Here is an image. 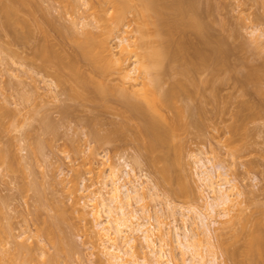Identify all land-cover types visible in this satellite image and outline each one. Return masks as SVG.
I'll return each mask as SVG.
<instances>
[{
    "label": "rangeland",
    "instance_id": "1",
    "mask_svg": "<svg viewBox=\"0 0 264 264\" xmlns=\"http://www.w3.org/2000/svg\"><path fill=\"white\" fill-rule=\"evenodd\" d=\"M89 1L35 2L42 5V9L46 8L47 18L58 26L71 27L76 22L78 33L86 29L99 33L98 17H108L113 10L108 1L101 0L108 4L103 2L102 9L97 7L102 4L99 0L97 4L91 1L95 9ZM162 1L170 4L173 0ZM182 4L186 10L193 8L194 13L189 12L185 17L196 16L199 30L180 25L184 18L178 17L173 9L165 10L162 20L153 13L156 22L152 23L153 16V20L142 16L140 2L129 0L128 10L131 11H127V18L110 38L115 53H120L119 37L122 36L126 41L128 37L125 43L131 45L133 51L140 47L144 37L145 42L141 44L147 43L151 48L145 47L147 51L155 49L152 46L157 47L159 41L168 39L173 53L177 47L184 48L183 54L164 62L165 67L160 70L163 71L162 89L180 81L185 91L193 92L192 95L179 94L174 104L171 101L172 105L161 103L154 108L151 102L148 105L138 96L142 82L147 83L149 79L138 71L139 74L132 75L134 79L139 77L138 80H131L129 86L126 83L124 88L128 90L122 91L133 95L150 119L162 126L169 127L168 123L177 122L170 132L168 146L160 150V154L143 147L146 138H142L139 131L140 139L136 136L143 123L122 105L119 91L123 85L119 74L114 72L105 78L114 91L105 102L98 100L93 90L85 92L83 99L75 100L71 95L73 83L58 85L53 78L55 70L46 69L45 72L42 61L33 57L35 44L47 42L37 29L34 36L29 29L26 31V26L17 28L22 37L16 40L0 28V149L3 148L7 155L6 162L0 161V264H109L101 252V240L96 234L99 230L89 214L90 208L86 207L90 204L85 199L89 193L86 196L82 192L84 185H92V189L102 187L103 177L99 175L107 170L106 162L122 165V170L127 162L136 168L137 176H143L145 185L157 186L159 196L154 197L155 200L148 197L146 201L152 212L156 209L164 213L160 220L166 225L162 230H171L174 225L183 228V215L194 216L188 210L197 205L203 209L207 207V193L199 179L200 161L206 162L212 172H227V177L239 187L242 195L237 202L240 206L233 208L228 219L216 220L217 216H213L218 221L214 227L219 235L215 231L212 239L218 263L234 264L227 256L231 251L239 253L238 258L243 260V248L249 235H264V0H182ZM143 19L152 22L147 25ZM7 33L11 37H7ZM53 37L54 43L74 57L79 71L85 77L91 76L87 60L74 56L77 46L71 35L64 39ZM128 48L130 51V46ZM140 48L134 53L143 54ZM129 51L122 54H130ZM139 53H136L138 59ZM125 57L130 56H122ZM137 57L128 59L126 68H132ZM64 74L69 75V70ZM252 75L255 76L251 78ZM94 80L103 79L95 77ZM90 85L92 88L93 84ZM177 109L183 116H179ZM6 111H10V116L2 115ZM121 124L127 130L123 135L118 134ZM109 132L117 133L116 141H105V144L97 140V134L105 136ZM159 155L162 159L166 156L167 162ZM157 158L163 162H158ZM164 163L172 165V178L166 179L161 172ZM169 203L171 205H167ZM172 209L174 218L170 216ZM101 216L105 219L104 214ZM51 223L54 232L48 231ZM151 223L158 227L155 221ZM196 223L194 226L198 228L190 227L200 232V224ZM44 225L50 228L46 230ZM140 235L136 233L138 251L152 262L154 256L145 248ZM173 245L176 257L168 254L165 247L168 260L183 264L180 251L175 243Z\"/></svg>",
    "mask_w": 264,
    "mask_h": 264
},
{
    "label": "bare ground",
    "instance_id": "2",
    "mask_svg": "<svg viewBox=\"0 0 264 264\" xmlns=\"http://www.w3.org/2000/svg\"><path fill=\"white\" fill-rule=\"evenodd\" d=\"M35 1L37 2V0ZM35 1L34 0H0V28L1 29L3 28L6 32L10 33V35H12L14 39L16 38V40L18 38L21 39L22 37L18 33L20 30H18L17 28L19 27L22 28V26H26L28 27L26 31H28L29 29V31L32 32L33 34L35 33V30L37 29L39 33L41 34V36H43V39L45 40L47 39V42L43 41L42 43L41 41V43L37 45L34 43L35 47L32 48L33 57H36V59L39 58L42 61L43 63L42 69L45 70V72H46V69L55 70L53 78L54 77L56 78L58 85H60V83L62 82L64 83V82H69V81L73 83L74 93H71V95L72 94L74 95L72 96L74 97L75 100L83 99L85 96L84 95L85 92L89 90H93L97 99L101 100V102H105V100H107V96L110 95L111 92L112 93L114 92L112 88L109 87L107 83L105 82V78L109 75H112L114 72L119 74L120 80L123 85L122 89L119 91L121 94L122 105H124L123 107L125 108V111H130L132 115H135L136 117H138L141 123H143L142 125H140V127L141 126L142 127L138 128L139 130H137V134H136L137 136L139 133H141L142 138H144L145 136L146 140L145 141L143 140L145 142L143 143L144 145L143 147H145L146 150L152 153L154 152L157 153V151L158 152L160 150L162 151L163 148L167 147L170 132L174 130L173 126H175L177 122L168 123L169 127H166V125L162 126L161 123L150 119L151 117H149V114L145 112L143 106H141L139 102L134 100V98L132 97L133 95L131 96V94H127V92L125 93L122 91L128 90L124 88V85L127 83V86H129L128 83L135 78V77L133 78L132 76L133 73L136 74V72L138 71L140 75H143V77H146V76L149 77V79L147 78L148 79L147 83H145L146 81L142 82V89L139 90L141 91V93L139 92L140 95L138 96L142 97L146 102H148L147 103L148 105H149V102H151L154 108L155 106H159L161 103L163 105L166 104V106H168V103H170L171 101L173 102V100L175 101V98L177 97L179 98L178 96L179 94L180 95L183 93H186L189 95L191 93L193 94V92H189L186 90L188 92L187 93L185 91L186 88L183 86L182 82L180 83V81L179 82L177 81V83L172 84L168 89H165V90L162 89L163 80L161 79L162 78L161 75L163 73L161 72L163 71H160V70L163 67H165L164 62L167 59H170V60L173 58L175 59L176 56H178L181 53L183 54L184 48L181 49V46L177 47V51L176 52L174 51L175 53H173L171 51L172 50L171 49L172 46L170 45L171 41L170 39H168V41L166 40L165 42H163L164 40H162L161 43L159 41V44L157 47L152 46L155 49L149 50L151 48L150 46L149 47L146 46L147 43L146 45H144L145 43H143L144 46L141 44L142 42H145L143 41L145 37L144 39L142 38L143 37L142 34L145 33L143 30V33L141 32L142 37H140V39L142 38V42L140 43V47L142 46L141 47L142 49L140 47H137L139 46V44L138 45L134 44L137 47V49L140 48V50L143 51V54L136 52L140 54V59H138L137 57L138 55L134 53L137 49L133 51L131 49V45H128V44H127L128 46L126 45L125 42L128 43V37H127V41H126V38H124L123 36L121 38L119 37V41L121 43L119 44L120 53H115L114 47L110 45L111 44L110 38H112L113 35H115L116 30L121 25V23L123 24L125 17L128 15V14L126 15V13L127 11H129L128 10L129 0H105L106 2L108 1V4H110V7L113 10V12L111 11L112 14L108 17H105V16L98 17V21H99L98 27L100 28L99 33L93 32L87 29L84 30L82 33H78L75 30V27L77 25L76 22L73 23L71 27L58 26L55 23V21H51V19L49 20V18H47L48 17L47 15L49 14L46 11V8L45 10L42 9L43 7L42 8L40 7L42 5L38 6L39 3L37 4ZM62 1L64 2L65 0H62ZM91 1L92 0H90L89 2L91 3ZM95 1H96V4L97 2L99 3V1L102 3L97 6L98 8L101 7L100 9H102V5H104V3L107 4L106 2L101 1V0L99 1L95 0ZM138 2H140V9H141L140 12L143 17H146V19L150 17V19L153 20V18L155 19L154 15H156L158 19L162 20L164 18L163 17L164 11L173 9L175 12H177L178 17L184 18L183 19L184 23H181L182 21L179 20L180 22H177L178 24L181 23L180 25H184V27L186 26L188 28H193V29L195 28L197 30L201 28L199 25L198 19L195 16L196 14L194 15L195 17L193 16H190L188 18L185 17L186 14H188L189 12L191 13L193 11V8H191L190 10L184 9L182 0H173L172 2L170 1L171 2L170 4L162 3L163 2L162 0H138ZM70 5L72 6L73 4L70 3ZM90 5H92L93 9L96 8V7L95 8L93 7L94 4L91 3ZM22 7H25V9L24 8L22 9ZM109 11L110 9L107 12ZM21 12L24 14L23 17L21 16L22 15ZM19 13L21 15H19ZM153 13L154 15H152ZM193 13L194 11L191 14ZM152 16L153 18H151ZM146 19H143V20H146ZM149 20H146L143 22L144 23L152 22V20L151 21ZM155 22H156V19L152 23H155ZM83 27L86 28L87 25L85 24ZM144 28H145V25H144ZM157 32L159 33V31ZM25 34H27V32ZM69 34L71 35L72 40L75 42L77 46L74 52L75 58L81 57L87 60V62L91 65L90 68L92 69L91 72L93 75L90 74L91 76L88 75L87 77H85L86 75L84 73L82 74L77 68V66L75 65L76 62L73 61L72 59L74 57L71 56V54L66 53L63 50L64 48L60 44L54 43V41H52L54 40L53 36H55V38H58V39H61V38L64 39ZM10 35L8 34L7 37H9ZM35 35L36 34H34V36ZM157 35L158 34L156 33V36ZM25 37L27 38V36ZM167 37H170V36L167 35ZM123 42H124V45H123ZM130 44H131V41H130ZM59 45L63 49L60 48ZM178 45H181V44H178ZM0 46L2 47V45ZM129 46L131 49L130 51L128 48ZM145 47L149 48L148 51ZM9 49H7V51H11ZM144 50L146 52H144ZM128 51L130 52V54L129 53L122 54ZM120 54H122V56L126 55L130 57L122 58ZM133 57L134 58L137 57L136 60L132 62L133 67L126 68L128 59L129 61H131L130 59H132ZM65 70H69L70 74L69 75L64 74ZM184 70L188 71L186 69ZM263 71H264V66H263ZM47 72L49 71L47 70ZM256 74L258 73L255 72V75ZM255 75H252L251 78H253V76ZM95 77L101 78L103 80L95 81L94 80ZM255 77L257 78V75ZM138 78L139 77H136V79L134 80H138ZM192 81L194 82V80ZM90 83L93 84L92 88H90L91 86ZM57 84H55V87ZM130 86H133V85H130ZM194 88H196V86H194ZM213 90H212V93L216 91V90L214 91ZM182 108L184 109V107ZM179 109L181 108L179 107ZM11 112L13 113V111ZM179 112L180 110H178V113ZM180 114L181 112L179 113V116ZM2 115L10 116V111H6ZM121 125L122 127L118 129L119 130L118 134L123 135V132L126 133L127 130H125L126 127L124 124H121ZM109 133L110 134L107 133V135L105 136H99V134H97L98 135L97 140L100 142L104 141V143L105 141L106 143L107 141H109V143L112 141L114 142L115 138L117 137V133L116 132L115 133L109 132ZM160 153L161 152H159V154ZM159 156L161 158L162 155H159ZM163 158L164 159L161 158V160H164V162H167V159H165L166 156H163ZM6 160H7V155L5 154L4 149L1 148L0 149V161L6 162ZM158 160L159 158H157V161ZM161 160L158 162H161ZM207 162L209 163L211 162L212 164V160L208 159ZM199 163H200L199 168L201 170L199 179H200V182L202 183L203 189L206 190V193H207V195L205 196L206 197L205 199L207 200L206 202L207 207L203 209L202 206L197 205L192 210H188L194 216L191 217L189 215H183V219H182L183 228L178 227V225H174L171 230L169 229L166 230L165 228H163L165 230H162V226L164 227L166 225L164 221L163 222L165 225L160 220L161 216H163L164 213L162 212V210H156V209H155V212L154 211L152 212V210L149 207V204H147L148 197H150V199H154V197L156 198V196H159L157 186L149 187L147 186L148 184L145 185V182H143L142 180L143 176L142 175L137 176L135 172L136 168H133L132 165H130L127 162H125V165H123V168H124L123 170L121 169L122 165L116 166V165H112L106 162L105 168L107 167V170H105V172L103 173L100 172L102 175L101 174L99 175L100 177L101 176L103 177L101 178L102 183H100L102 184V187L98 189H92V185L83 186L82 192L84 191L85 195L86 193H89L88 198L86 197L85 199L88 200V204L90 201V204L89 205L86 204V207L88 206V208H90L89 214L93 216V219L95 221V226L99 230L96 232V234L99 236L97 237L101 240L100 245L103 249L101 252L104 254V256L107 257L106 259L108 260L109 264H173L174 262L172 260H168L169 259L168 254L170 255L172 254L171 255L172 257L173 255L175 256V252L173 251V249L175 250V247L173 245L174 243L176 245V248H178L177 251H180L181 253L182 260L184 261V263L186 262V264L187 263L221 264L217 262L218 257L216 256L217 254H215L216 250L214 251L215 249L213 245L214 243H212V239L214 237L213 234L215 235L214 232L215 231L216 233L218 232L217 228H215L214 225L218 224V221L216 220L218 219L220 220V218L224 219V218L229 217L231 212L237 209V205H238L237 202L240 201L238 200V198L242 195V193L239 190V187L236 184H233L231 182L232 180H230L227 177L228 176L227 172H226L227 174L220 172L221 170L212 172L209 170V167H207L206 162L202 160ZM164 166L161 172L163 173L165 177H167L166 179L172 178V171H173L172 165H168V164L165 165L164 163ZM134 204L137 205L138 207L137 206L135 207ZM167 205H171V203ZM238 206H240V203ZM234 207L236 208L233 209ZM171 212L172 213L170 214V216L172 217L175 216L173 209L171 210ZM236 213L237 212H235V215ZM101 214L105 215V219H103ZM158 214L159 215L161 214V215L159 216ZM214 215L217 216V219L216 217H213ZM59 218L61 217L59 216ZM152 221L153 222L155 221L158 224L157 228H156L157 225L154 226L151 223ZM196 221H198V223L200 224L201 231L197 232V230L193 228L196 231V233H194L193 229L190 226H194V225L197 226ZM222 223H223V220H222ZM52 225L53 224L51 223V230L49 229L50 227H48V225H44V226L48 227V228L46 227V230L49 229L48 231L54 232L55 229H53L54 226L52 227ZM212 225H213V228H212ZM195 228H198V227H195ZM136 233L141 234L140 235V238L142 239L141 242L145 244L146 246L145 248L149 249L150 253L154 256V260L152 262L147 257V255L141 254L138 251L137 244H136V241H137ZM249 233L247 235H249ZM255 233H257V231ZM246 242L247 243L245 244V247L243 246L244 247L243 252L245 251V253H243L245 255L242 254L244 256L243 260L242 259L240 260V258H238L240 254L235 251L227 252L228 254L227 256H229V258L232 261H234V264H264V235L250 234L249 239L248 241L246 240ZM158 244L161 245L160 248L158 247L159 246ZM107 245H109V247ZM162 247H164V249ZM165 247L168 248L167 249L168 251L165 250L166 249ZM222 249H223V246H222ZM166 251L168 252V254ZM125 257H128V258L130 257V259H125ZM258 259H260V262L258 261Z\"/></svg>",
    "mask_w": 264,
    "mask_h": 264
}]
</instances>
